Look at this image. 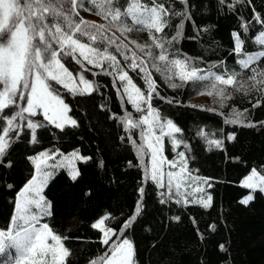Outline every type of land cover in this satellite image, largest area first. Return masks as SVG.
Returning a JSON list of instances; mask_svg holds the SVG:
<instances>
[{
    "label": "trees",
    "instance_id": "16d2710c",
    "mask_svg": "<svg viewBox=\"0 0 264 264\" xmlns=\"http://www.w3.org/2000/svg\"><path fill=\"white\" fill-rule=\"evenodd\" d=\"M57 2L73 22L84 21L81 27L87 25L86 30L98 37L94 43L80 33L74 38L116 56L119 68L147 96L143 73L127 67L133 53L137 63L144 61L156 88L152 108L159 112L161 121L170 119L182 129L175 134L183 141L178 147L165 136L166 158L177 161V153H184L187 173L206 183L211 204L205 207L184 203L175 195H161L167 190L146 176L144 150L143 160L138 153L145 143L140 136L143 125L130 128L122 119L131 114L135 122L142 115L122 90L116 91L119 81L114 86L112 76L84 61L82 74L98 87L90 94L71 95L61 90L76 126L61 130L43 116L25 113V120L16 121L23 127L9 133L11 142L5 159L11 167L0 166V232L13 228L18 197L35 175L29 157L45 151L69 155L78 150L81 156L91 157L79 163L78 178L73 181L67 171H60L44 191L45 201L51 205L44 224L60 236L69 253L64 264H104L109 245L125 238L133 245L134 264H264V194L242 186L253 169L264 176V59L248 68L239 63L244 53L264 51L257 41L264 34V0H155L167 10L162 17L167 21L162 32L133 24L131 19L124 25L112 22L110 16L105 18L109 7L106 0H96L95 4L78 0L75 14L69 11L70 0ZM137 2L151 5L153 0ZM124 4L125 0H113L111 7L121 6L123 12ZM47 22H53L50 15ZM59 22L67 32L63 18ZM234 34L243 42L241 55L234 51ZM152 37L163 40L169 60H181L188 70L194 68L213 77L196 86L191 81L182 82L178 68L165 71L163 62L154 61L160 49ZM53 48L58 46L53 43ZM59 58L74 76L81 72V65L71 57L61 53ZM154 62L159 71L153 67ZM104 66L108 67L107 60ZM224 73L234 74L233 84L214 81L216 75ZM253 75L255 80L251 79ZM20 106L26 105L20 102ZM17 110L10 106L0 115ZM27 119L44 125L36 129L35 143L26 127ZM4 126L0 122V128ZM217 139L223 142L221 147L209 143ZM249 195L252 201L242 203ZM134 215L130 226L124 228ZM105 217L107 227L114 232L109 245L102 243L101 232L93 227ZM10 255L14 254L7 251L0 255V264Z\"/></svg>",
    "mask_w": 264,
    "mask_h": 264
},
{
    "label": "snow or ice",
    "instance_id": "6c2138e0",
    "mask_svg": "<svg viewBox=\"0 0 264 264\" xmlns=\"http://www.w3.org/2000/svg\"><path fill=\"white\" fill-rule=\"evenodd\" d=\"M70 13L75 14L78 0H70ZM95 4L96 0H92ZM113 0H106L109 6L105 18L111 17L112 22H118L124 25L125 21L131 19L133 24L143 25L149 29H155L156 32H162L167 21L162 18L167 15V10L163 4L157 5L155 0L149 5L148 3H138L137 0H125L123 12L121 6L112 8ZM83 7V3H80ZM53 18V22L48 23V16ZM123 16V19H122ZM60 18L66 22L68 31L65 32L62 27ZM259 20V17L257 18ZM85 22L75 23L71 19V15H66L63 5L57 0H0V113L10 106H16L18 109L13 114L7 113L0 115V122L6 126L0 128V166L6 164L11 167V162L5 159L6 149L10 144L9 133L20 130L23 125L17 124L16 121H23L27 113L34 117L39 110L43 117L52 125L59 129H63L66 124L76 126V121L67 116L71 111L68 104L61 98V90L67 91L71 95L90 94L95 90L93 82L86 80L83 71V63L87 61L94 68H99L101 72L113 77V85L119 81L121 90L127 96V100L135 107L136 111H141V102L148 106V115L142 117L138 121H133L131 114H127L122 119L130 128H139L142 125H147V131H141L140 136L151 150V168L146 169V176L155 181L161 188L165 185L162 182V174L158 172L159 165L163 163V159L158 161L157 157L162 152V140L165 135H168L172 140L173 146L178 147L183 143L182 140H177L175 134L181 133L182 129L177 127L172 120L161 121L159 112L152 108V94L156 91L155 83L151 78V74L143 66L144 61L136 62L135 53H133L132 62L127 67L133 72L137 69L143 73V80L148 93L146 99L141 89L133 82L132 77L126 71L119 68V63L116 56L106 54L95 47H91L87 43H81L79 39L74 38L75 33H80L82 36H88L89 41L95 42L97 35L90 33L81 24ZM92 27H96L93 25ZM102 27V26H101ZM98 31L100 29H97ZM123 30V29H122ZM176 37H173L175 39ZM155 42V47L160 49L154 61L163 62V68L167 72H171L174 68H179V79L182 82L191 81L194 85L199 86V82L209 79L210 76L198 75L197 69H192L190 72L184 71V63L178 59L169 60L167 50L162 39L152 37ZM114 41H109L113 43ZM55 43L58 48H53ZM258 43L264 46V34L258 39ZM242 40L238 34H234V51L237 55H241ZM137 47H140L137 45ZM121 50V46H117V51ZM143 50V49H142ZM72 58V61L81 65V72L73 75L60 60V54ZM77 53L83 59H77ZM151 55V53H149ZM239 63L242 67L248 68L253 62L264 59V51H259L256 54L244 53ZM126 60L128 56L124 57ZM103 60L108 61V67L105 68ZM153 67H157L155 62ZM111 69V71H109ZM119 69V70H118ZM91 72V69H88ZM253 73L256 69H252ZM227 76V78H225ZM251 79L255 80L253 75ZM79 80V84L76 81ZM214 81L221 85H230L234 82V74L227 73L216 75ZM50 82H55L52 84ZM82 85L83 87H81ZM59 86V87H57ZM172 87H177L172 84ZM215 87V84L213 85ZM27 93V96L25 95ZM20 102H24L26 106L21 107ZM151 117V120H150ZM236 122V121H229ZM159 128L160 135H156L154 131ZM42 122H34L32 119H27L26 127L31 130V142H37L36 129L43 127ZM204 135L203 132L199 133ZM229 139L234 137L230 136ZM135 144V141H133ZM209 143L215 147H221V140H212ZM187 147V145H184ZM143 159V149H138ZM180 158V171L186 172V158L183 152L177 153ZM56 156H60L58 162L55 161ZM34 165L35 175L28 182L26 187L20 193L21 202L17 204V222L14 232H0V255L6 254V250L14 249V255L4 262V264H28L29 259L37 252L41 258L49 257L46 264H63L64 258L69 254L64 248L60 236L51 233L47 224L37 227L38 219L32 214V206L36 209L50 208V204L45 203V198L42 195V190L46 186L52 172L58 167L69 168L70 178L75 181L79 176V171L75 166V161H87L91 157L81 156L78 150L73 151L65 156L62 153L53 151L51 154L48 151L41 152L36 156L29 157ZM53 160L54 163L49 164L48 161ZM175 165V161L172 162ZM174 173H168L167 192H162L161 195L180 196L181 184L175 185V193H173ZM193 180L195 178H192ZM244 186L250 189L259 188L264 191V176H259L255 169L252 174L244 181ZM202 191V189H196ZM143 192V189L140 190ZM32 193V196H29ZM90 194V193H89ZM253 197L249 195L242 203L247 204ZM211 197H208V202ZM161 202H164L163 200ZM177 202L181 201L177 199ZM187 203V199L183 201ZM201 203H207L200 201ZM140 208L137 206L136 214H139ZM135 219V215L123 226L127 228ZM178 219V218H177ZM104 223L101 219L99 224H94L93 227H100ZM103 230V229H102ZM113 233L112 229L105 232L102 243L109 245V239ZM123 235V233H121ZM54 242L52 245L46 243L48 238ZM223 248V245H221ZM110 253V255H109ZM134 249L132 243L128 239L122 241H114L109 245L108 251L104 254L105 264H134Z\"/></svg>",
    "mask_w": 264,
    "mask_h": 264
},
{
    "label": "rangeland",
    "instance_id": "374dc122",
    "mask_svg": "<svg viewBox=\"0 0 264 264\" xmlns=\"http://www.w3.org/2000/svg\"><path fill=\"white\" fill-rule=\"evenodd\" d=\"M162 17H163V14H162ZM154 29V28H153ZM261 37V35L259 36V38ZM258 38V39H259ZM257 39V41H258ZM79 55V53H77ZM83 59V58H82ZM241 60V59H240ZM105 61L106 60H103L102 63L105 64ZM259 61V60H258ZM87 63V61H85ZM257 62V61H255ZM253 62V63H255ZM252 63V64H253ZM251 64V65H252ZM89 65V64H88ZM91 67H93L92 65H89ZM99 69V68H98ZM119 70V69H118ZM184 71L186 72H190V70H188V68L186 67V65H184ZM180 72V69L178 68V73ZM210 72V71H208ZM207 75V76H210V77H213L212 75H210L209 73L207 72H204V73H200L198 72V75ZM76 83L78 84V82L76 81ZM233 84V83H232ZM231 85V84H230ZM127 97V96H126ZM147 96L144 95V98L146 99ZM141 111H139V113L143 116L145 115H148V106L146 103H143L141 102ZM134 107V106H133ZM135 108V107H134ZM136 110V109H135ZM138 112V111H137ZM36 116H43L42 113L38 110L37 111V115ZM67 116L68 113H67ZM241 118V117H240ZM46 120V119H45ZM150 120H151V117H150ZM70 124H66L64 127L68 126ZM55 126V125H54ZM144 127V131H147V125H143ZM154 127V131H155V134L156 135H160V130L159 128H156L155 125H153ZM166 136V135H165ZM165 136L163 137V140H162V152L158 155L157 159L158 161H160L161 159H163V163L159 165V168H158V172L162 174V182L164 183L165 187L162 188L164 190H167V184H168V173L169 172H172L174 173V179H173V193H175V185L177 182H179L181 184V188H180V193H182V195L180 196H177L175 195L176 197H179L180 199H182L183 201L185 199H187V203H197V204H201L203 206H205V203H201L200 201H204L207 203V206L205 207H209L210 204H211V201L208 202V197H210L208 195V189H207V186H206V183L204 181H201L197 178H195L194 180L192 179L193 177H191L188 173H187V170L186 172H181L180 171V167H181V163H180V158L175 161V165L172 164V162H169L166 158V155H165V144H164V138ZM145 142V141H144ZM142 149L144 150V156L146 157L147 159V164H148V170H150L151 168V155H150V152L151 150L147 148V144L146 142L143 144V147ZM67 156V155H65ZM140 157H141V154H140ZM60 156H56L55 158V161L58 162L60 160ZM142 159V158H141ZM143 160V159H142ZM81 162H85V161H81V160H77L75 161V166L76 168L78 169V165L79 163ZM49 164H52L54 163L53 160H49L48 161ZM187 169V168H186ZM60 171H67L68 174L70 175V171H69V168H66V167H58L56 168L53 172H52V175L51 177L48 179V182L46 184V186L43 188L42 190V195L44 196V191L46 189V187L48 186L49 182L54 178V176L60 172ZM79 171V170H78ZM257 172V171H256ZM258 173V172H257ZM252 174V173H251ZM250 174V175H251ZM249 175V176H250ZM259 176H262L261 174L258 173ZM248 176V177H249ZM246 177L244 179V181L248 178ZM78 178V177H77ZM244 181L242 183V186H244ZM155 182V181H154ZM156 183V182H155ZM157 184V183H156ZM158 185V184H157ZM159 186V185H158ZM160 187V186H159ZM161 188V187H160ZM247 188V187H246ZM196 189H202V191H197ZM250 189V188H249ZM253 190V189H252ZM256 190H260L259 188L255 189L254 191ZM261 191V190H260ZM263 194H264V191H262ZM33 194L32 193H29V196H32ZM45 198V197H44ZM22 198L21 196L19 195L18 197V202H21ZM252 201V200H251ZM249 201V202H251ZM248 202V203H249ZM46 203V201H45ZM47 204V203H46ZM49 211H50V208H42V209H36L35 206L33 205L32 206V214L35 215L38 219V224H37V227H40L42 225H44V220L48 217L49 215ZM17 210H16V214H15V219H14V227L9 231V232H14L15 228H16V223H22V221L20 222H17ZM104 220V223L102 225H100V227H95V229H97L99 232H101L102 234V237L104 238V235H105V232L109 229L106 225V220L107 218H103ZM100 221H98L96 224H99ZM103 229V230H102ZM114 233V232H113ZM114 237V234H111V238L109 239V242L112 240V238ZM46 243L48 245H52L54 242L51 240V238L49 237L46 241ZM9 251V252H12L13 254L15 253V250L14 249H10V250H6V252ZM49 259V257H44V258H41L39 253L37 252L33 257H31L29 259V262L28 264H46V261ZM134 259V257H133ZM66 261V257L64 258V261H63V264L64 262ZM57 264H59V261H57ZM105 264V263H104Z\"/></svg>",
    "mask_w": 264,
    "mask_h": 264
}]
</instances>
